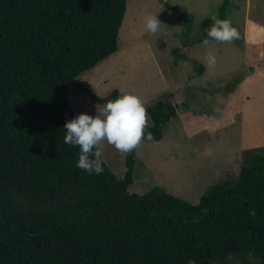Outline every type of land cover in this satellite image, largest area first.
<instances>
[{
    "label": "trees",
    "instance_id": "trees-1",
    "mask_svg": "<svg viewBox=\"0 0 264 264\" xmlns=\"http://www.w3.org/2000/svg\"><path fill=\"white\" fill-rule=\"evenodd\" d=\"M129 1L0 0V264H264V156L198 205L160 187L138 195L139 142L161 140L176 108L159 101L142 126L119 90L92 96L125 117L120 179L71 106L66 90L119 51ZM237 10L226 0L204 39Z\"/></svg>",
    "mask_w": 264,
    "mask_h": 264
},
{
    "label": "rangeland",
    "instance_id": "rangeland-1",
    "mask_svg": "<svg viewBox=\"0 0 264 264\" xmlns=\"http://www.w3.org/2000/svg\"><path fill=\"white\" fill-rule=\"evenodd\" d=\"M225 1L130 0L119 51L66 90L120 179L127 172L125 117L92 96L119 90L142 126L152 125L146 111L159 101L176 108L161 140L139 142L132 193L160 187L198 205L210 187L236 182L252 157L264 156V0H230L238 10L205 40L204 20L215 18ZM188 24L193 44L184 47ZM175 49L185 55L178 65Z\"/></svg>",
    "mask_w": 264,
    "mask_h": 264
}]
</instances>
